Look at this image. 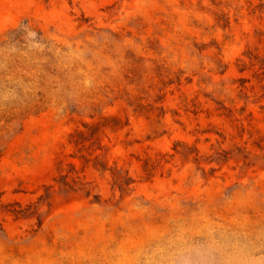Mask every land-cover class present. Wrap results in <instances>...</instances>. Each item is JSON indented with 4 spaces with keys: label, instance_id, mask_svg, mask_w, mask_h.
<instances>
[{
    "label": "rangeland",
    "instance_id": "1",
    "mask_svg": "<svg viewBox=\"0 0 264 264\" xmlns=\"http://www.w3.org/2000/svg\"><path fill=\"white\" fill-rule=\"evenodd\" d=\"M24 21L65 46L156 38L179 79L144 100L162 112L117 98L22 121L0 155V264L264 262V0H0V36Z\"/></svg>",
    "mask_w": 264,
    "mask_h": 264
},
{
    "label": "trees",
    "instance_id": "2",
    "mask_svg": "<svg viewBox=\"0 0 264 264\" xmlns=\"http://www.w3.org/2000/svg\"><path fill=\"white\" fill-rule=\"evenodd\" d=\"M215 15L224 27L225 13ZM86 34L78 45L65 46L24 21L0 36V155L27 116L50 107L92 117L122 98L133 111L162 112L144 100L179 77L158 40L139 35L129 45L126 35L109 29L80 36ZM155 123L158 129L160 120Z\"/></svg>",
    "mask_w": 264,
    "mask_h": 264
},
{
    "label": "clouds",
    "instance_id": "3",
    "mask_svg": "<svg viewBox=\"0 0 264 264\" xmlns=\"http://www.w3.org/2000/svg\"><path fill=\"white\" fill-rule=\"evenodd\" d=\"M217 256L214 247L199 246L180 251L174 258L173 264H211ZM239 264H264L258 259H243Z\"/></svg>",
    "mask_w": 264,
    "mask_h": 264
}]
</instances>
